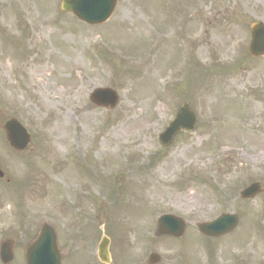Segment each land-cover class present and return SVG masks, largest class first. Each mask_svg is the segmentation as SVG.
Segmentation results:
<instances>
[{
    "label": "rangeland",
    "instance_id": "1",
    "mask_svg": "<svg viewBox=\"0 0 264 264\" xmlns=\"http://www.w3.org/2000/svg\"><path fill=\"white\" fill-rule=\"evenodd\" d=\"M61 1L0 0V243L15 241L12 264H26L42 222L63 264H101L104 234L114 264H264V58L248 54L264 0H118L93 27ZM99 88L118 93L116 108L90 103ZM185 103L198 126L163 149ZM11 118L32 134L25 152L5 139ZM253 183L263 191L243 200ZM223 213L240 217L231 234L196 229ZM164 214L186 220L181 240L154 237Z\"/></svg>",
    "mask_w": 264,
    "mask_h": 264
},
{
    "label": "water",
    "instance_id": "2",
    "mask_svg": "<svg viewBox=\"0 0 264 264\" xmlns=\"http://www.w3.org/2000/svg\"><path fill=\"white\" fill-rule=\"evenodd\" d=\"M117 0H63L61 8L64 12L73 13L79 20L88 25H100L107 22L115 11ZM249 54L253 58L264 57V23L251 26V43ZM119 101L118 94L112 89H98L91 95V102L98 107L115 108ZM197 118L189 105H184L175 120L162 133L159 140L164 148L169 147L182 131L194 130ZM6 137L12 148L24 150L31 135L16 119H11L4 126ZM261 192L259 184L252 185L242 192L243 198H253ZM238 225L236 215H224L211 222L198 224L199 230L208 237H221L233 231ZM185 222L166 215L159 219V227L155 237L173 236L181 238L185 232ZM110 240L103 237L98 246V256L102 263L113 264L109 253ZM14 242L7 240L1 244L0 258L3 264H10L14 258ZM27 264H62V255L58 246L56 230L48 223H43L37 238L25 249ZM161 261L157 254L150 256L148 264Z\"/></svg>",
    "mask_w": 264,
    "mask_h": 264
}]
</instances>
